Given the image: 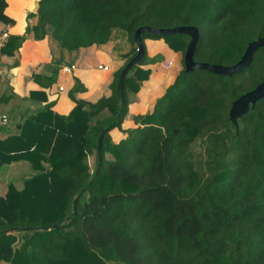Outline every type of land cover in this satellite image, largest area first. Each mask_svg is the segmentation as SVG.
Instances as JSON below:
<instances>
[{
	"label": "trees",
	"instance_id": "16d2710c",
	"mask_svg": "<svg viewBox=\"0 0 264 264\" xmlns=\"http://www.w3.org/2000/svg\"><path fill=\"white\" fill-rule=\"evenodd\" d=\"M37 4L36 39L49 34L72 51L107 43L118 29L132 45L125 64L144 25L196 26L194 60L227 66L264 35V0ZM7 7L0 0V22L12 24ZM141 38L145 53L125 77L124 98L125 64L109 97L75 100L68 114L48 103L0 137V169L21 162L32 171L21 187L11 181L0 193V264H264V98L236 124L229 118L232 102L264 80V47L241 72L222 75L185 70L188 34ZM147 38L180 53L182 67L154 109L134 114L125 127L151 74L141 66ZM22 42L11 36L1 53L12 55Z\"/></svg>",
	"mask_w": 264,
	"mask_h": 264
},
{
	"label": "crops",
	"instance_id": "0c3cea01",
	"mask_svg": "<svg viewBox=\"0 0 264 264\" xmlns=\"http://www.w3.org/2000/svg\"><path fill=\"white\" fill-rule=\"evenodd\" d=\"M10 1L6 13L14 22H0V31L8 29L9 38L21 36L23 42L12 55L2 54L0 47V114L8 117L7 124L0 125L1 138L16 133L27 114L48 103L54 112L68 114L75 100L94 103L112 94L115 74L125 64L132 47L125 32L116 29L107 43L70 51L49 34L36 39L34 32L29 31L37 22L36 16L27 17L33 9H22L29 0H20V9H10ZM145 44L150 53L141 66L150 68L151 74L129 106L125 127L132 125L134 114L154 109L156 100L174 82L180 70V53L172 51L163 39L147 38ZM169 55L173 57L170 59ZM71 65L75 67L64 69ZM157 107L164 108L162 104ZM111 133L114 139L121 137L118 130Z\"/></svg>",
	"mask_w": 264,
	"mask_h": 264
},
{
	"label": "water",
	"instance_id": "95a60500",
	"mask_svg": "<svg viewBox=\"0 0 264 264\" xmlns=\"http://www.w3.org/2000/svg\"><path fill=\"white\" fill-rule=\"evenodd\" d=\"M38 4L37 0H35L33 12H37ZM143 32H151L154 34H175V33H184L188 34L191 39L187 46L185 55H184V64L185 70L190 71L194 69H201L207 70L212 73L222 74V75H232L235 73L241 72L244 68L249 66L251 63L254 53L260 48L264 47V35L258 36L257 39L249 42L247 45L243 55L241 56L240 60L233 65H222V64H214L209 62H198L194 60V52L196 49L197 42L199 40V29L193 25H185V26H177V27H170V28H163V27H154L150 25H144L137 28L135 31V42L137 45V53L135 56L125 64L123 67L120 77V92L122 98H124V81L128 71L136 65L144 56L145 48L141 38ZM264 98V80L258 83L253 89L241 94L238 98H236L230 107L229 110V118L233 123H237L238 118H241L248 111L254 108L257 101ZM105 129H103L97 141V150L100 153L103 147V138L105 134ZM77 199H75V202Z\"/></svg>",
	"mask_w": 264,
	"mask_h": 264
},
{
	"label": "rangeland",
	"instance_id": "374dc122",
	"mask_svg": "<svg viewBox=\"0 0 264 264\" xmlns=\"http://www.w3.org/2000/svg\"><path fill=\"white\" fill-rule=\"evenodd\" d=\"M34 1L35 0H29L28 3H25L26 4L25 6H22V2H20V0H11L10 1L11 2V8L10 9H15L16 7L18 9H20V7L22 6V9L29 7L32 10L34 8ZM27 17L32 18V17H35V15L30 13L27 15ZM32 27L30 28L29 31H33ZM122 34H124V33H122ZM124 35L127 36L126 34H124ZM149 53H150V50L147 51V57L143 60V62L148 58ZM172 57H173L172 55H169L170 59ZM179 60H180V68H181L182 67L181 56H180ZM89 161H90L91 170L93 171L95 168V162H96L95 155H91L89 158ZM31 172L32 171L30 170L27 163L19 162V163H14L11 165H5L4 167H2L0 169V193H3L5 191L7 183L11 182V181L14 182V184L17 187H21L24 176L30 174Z\"/></svg>",
	"mask_w": 264,
	"mask_h": 264
},
{
	"label": "built area",
	"instance_id": "2783aa9c",
	"mask_svg": "<svg viewBox=\"0 0 264 264\" xmlns=\"http://www.w3.org/2000/svg\"><path fill=\"white\" fill-rule=\"evenodd\" d=\"M9 39V31L8 29H4L0 31V47H3L7 41ZM74 65L71 66H65L64 69L65 70H71L72 68H74ZM100 68H107V66H103L100 65ZM60 89H62V87H60ZM8 122V117L6 114H0V125H5Z\"/></svg>",
	"mask_w": 264,
	"mask_h": 264
}]
</instances>
